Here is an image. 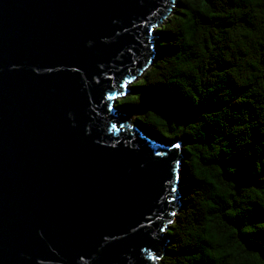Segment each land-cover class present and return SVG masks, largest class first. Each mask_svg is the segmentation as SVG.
<instances>
[{
  "label": "water",
  "instance_id": "obj_1",
  "mask_svg": "<svg viewBox=\"0 0 264 264\" xmlns=\"http://www.w3.org/2000/svg\"><path fill=\"white\" fill-rule=\"evenodd\" d=\"M176 4L0 0V264L162 256L182 145L132 126L118 101L152 65Z\"/></svg>",
  "mask_w": 264,
  "mask_h": 264
},
{
  "label": "trees",
  "instance_id": "obj_2",
  "mask_svg": "<svg viewBox=\"0 0 264 264\" xmlns=\"http://www.w3.org/2000/svg\"><path fill=\"white\" fill-rule=\"evenodd\" d=\"M119 108L181 142V208L156 264L264 261V3L177 0ZM135 115V117H133Z\"/></svg>",
  "mask_w": 264,
  "mask_h": 264
},
{
  "label": "snow or ice",
  "instance_id": "obj_3",
  "mask_svg": "<svg viewBox=\"0 0 264 264\" xmlns=\"http://www.w3.org/2000/svg\"><path fill=\"white\" fill-rule=\"evenodd\" d=\"M262 3H264V0H261ZM173 147L179 148L180 145L179 144H174ZM173 191H175V189H173ZM260 264H264V261H261Z\"/></svg>",
  "mask_w": 264,
  "mask_h": 264
},
{
  "label": "rangeland",
  "instance_id": "obj_4",
  "mask_svg": "<svg viewBox=\"0 0 264 264\" xmlns=\"http://www.w3.org/2000/svg\"><path fill=\"white\" fill-rule=\"evenodd\" d=\"M163 23H165V21H164ZM163 23H162V24H163ZM153 36H154V38H155V37H156V33H154ZM137 80H138V79H137ZM133 117H135V115H133Z\"/></svg>",
  "mask_w": 264,
  "mask_h": 264
}]
</instances>
